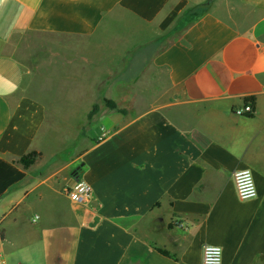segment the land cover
Masks as SVG:
<instances>
[{"label":"crops","instance_id":"obj_1","mask_svg":"<svg viewBox=\"0 0 264 264\" xmlns=\"http://www.w3.org/2000/svg\"><path fill=\"white\" fill-rule=\"evenodd\" d=\"M206 2L0 0V264H202L205 246L223 264H264V0ZM145 26L151 43L172 39L150 63L164 73L158 105L107 117V136L95 127L84 145L49 133L62 113L51 104L89 102L88 118L107 97L98 87L111 96L113 64L134 69ZM31 34L71 40L45 47L71 67L57 78L70 94H31L20 59ZM114 48L116 60L102 57ZM249 98L252 118L237 113ZM32 151L42 157L25 169ZM245 169L258 192L249 201L233 180ZM78 181L93 188L89 204L64 193Z\"/></svg>","mask_w":264,"mask_h":264},{"label":"rangeland","instance_id":"obj_2","mask_svg":"<svg viewBox=\"0 0 264 264\" xmlns=\"http://www.w3.org/2000/svg\"><path fill=\"white\" fill-rule=\"evenodd\" d=\"M210 0H207L209 2ZM200 11H194V13H200ZM186 17V16H185ZM188 23H184L187 25ZM182 24L177 23L176 26ZM142 34L139 33V37L144 36V54L136 56L135 54L128 56V66L134 69H130L127 72L124 70H115L113 64V70L111 71L112 83L115 85L111 88V96H109L108 87H98L105 97L104 101L96 102L94 105H99V112L93 117L92 120H88L87 112L91 107L89 102H55L52 105L54 110L62 111L57 118L49 119L50 129L49 133L58 134L63 132L65 134V142H75L76 145H84L86 141L83 138L88 135L92 138L96 128H106L103 123L107 117H118L121 116L127 119H134L142 112L151 109L158 105L155 101L158 91L160 90L159 83L164 77L162 71H157L151 66L152 57L158 50H162L171 41V38H160L158 42L151 43L152 38L156 37V31L144 27ZM149 42V43H146ZM158 43V44H157ZM71 40L65 38H51L43 37L41 35H27L23 38V45L20 51V59L26 67L31 69V75L29 77V83L31 85V94L35 97L41 98H53L55 96H65L70 94V86L63 87L62 82L58 81L57 78H63L71 76V67H67L68 70L63 66H58L54 56L47 54L45 47L52 48L53 51L58 46L70 45ZM152 44H155L152 46ZM157 45V47H156ZM44 48V49H43ZM117 49H113L110 55H105L111 61L118 58ZM44 53V58L49 59L45 63H41L40 57ZM137 68V69H135ZM92 75H99L98 72H92ZM59 78V79H60ZM116 78H121L116 84ZM57 80V81H56ZM109 97V99H108ZM107 100L115 102L117 105L116 109H111L107 105ZM57 107V108H55ZM91 130V131H90ZM90 131V134H89ZM79 132V134H78ZM76 133L79 137L76 138ZM75 141H74V140ZM54 141H59L56 138ZM66 155V154H65Z\"/></svg>","mask_w":264,"mask_h":264},{"label":"built area","instance_id":"obj_3","mask_svg":"<svg viewBox=\"0 0 264 264\" xmlns=\"http://www.w3.org/2000/svg\"><path fill=\"white\" fill-rule=\"evenodd\" d=\"M254 111L253 104L245 103L237 113L247 116L248 114H254ZM106 136L107 131L102 128L99 139L102 140ZM233 180L239 200L249 201L257 197V186L251 170L245 169L234 172ZM64 193L74 203L89 204L93 197V188L84 181H78L74 187L66 188ZM202 264H223L222 249L220 247L205 246Z\"/></svg>","mask_w":264,"mask_h":264},{"label":"trees","instance_id":"obj_4","mask_svg":"<svg viewBox=\"0 0 264 264\" xmlns=\"http://www.w3.org/2000/svg\"><path fill=\"white\" fill-rule=\"evenodd\" d=\"M107 105L111 108V109H116L117 105L115 102H112L110 100H107ZM245 103H251L253 104V106H255V98H249L245 100ZM100 107L99 105H94L92 111L89 113L88 115V120H92L93 117L99 112ZM254 115L253 114H248L247 117L252 118ZM42 157V154L38 151H32L26 155H24L22 158H20V160L18 161V163H20L25 169H29L31 168L33 165H35L37 163V161ZM159 253H161L162 255H165L167 257L170 256V254L166 251H163L161 249L158 250Z\"/></svg>","mask_w":264,"mask_h":264},{"label":"water","instance_id":"obj_5","mask_svg":"<svg viewBox=\"0 0 264 264\" xmlns=\"http://www.w3.org/2000/svg\"><path fill=\"white\" fill-rule=\"evenodd\" d=\"M213 1L214 0H210L209 2H206L205 4L201 5L200 8L201 9H207V8H209L211 6V4H212Z\"/></svg>","mask_w":264,"mask_h":264}]
</instances>
